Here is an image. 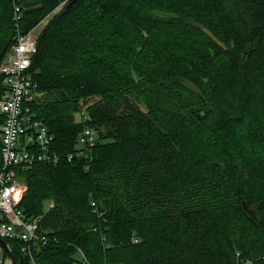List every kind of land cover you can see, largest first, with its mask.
<instances>
[{
  "label": "trees",
  "instance_id": "1",
  "mask_svg": "<svg viewBox=\"0 0 264 264\" xmlns=\"http://www.w3.org/2000/svg\"><path fill=\"white\" fill-rule=\"evenodd\" d=\"M17 2L22 32L51 14L28 68L51 149L81 113L97 133L20 173L46 241L7 239L15 264H264V0Z\"/></svg>",
  "mask_w": 264,
  "mask_h": 264
},
{
  "label": "built area",
  "instance_id": "2",
  "mask_svg": "<svg viewBox=\"0 0 264 264\" xmlns=\"http://www.w3.org/2000/svg\"><path fill=\"white\" fill-rule=\"evenodd\" d=\"M14 2V34L10 46L0 62V77L3 90L0 94V238L21 241V251H26L30 243L45 242L46 231L40 229L39 218L27 217L19 207L26 189L21 174L36 161L58 162L60 159H91V150L96 140V130L87 125L85 114L81 113L83 127L77 136L75 149L57 153L51 149L54 136L43 119L36 117L31 103L42 95L38 85L28 75L32 56L37 48V35L47 23V17L28 30L22 32L19 21L22 11L18 0ZM53 206L48 201L47 207ZM136 240V239H134ZM9 248L10 245L8 244ZM0 244V264H10L9 258L2 256ZM81 256L84 255L81 253ZM86 262V258L83 257ZM246 264H249L248 262Z\"/></svg>",
  "mask_w": 264,
  "mask_h": 264
},
{
  "label": "water",
  "instance_id": "3",
  "mask_svg": "<svg viewBox=\"0 0 264 264\" xmlns=\"http://www.w3.org/2000/svg\"><path fill=\"white\" fill-rule=\"evenodd\" d=\"M0 244L2 248L6 251L7 257L10 259V264H15L14 256L8 246V242L5 239L0 238Z\"/></svg>",
  "mask_w": 264,
  "mask_h": 264
},
{
  "label": "bare ground",
  "instance_id": "4",
  "mask_svg": "<svg viewBox=\"0 0 264 264\" xmlns=\"http://www.w3.org/2000/svg\"><path fill=\"white\" fill-rule=\"evenodd\" d=\"M58 9H59V7L55 8L54 11H56V10H58ZM46 17H47L46 19L48 20V15H47ZM43 18H44V17H43ZM41 20H42V19H41ZM39 22H40V21H39ZM39 22H38V23H39ZM38 23H37V24H38ZM37 24H36V25H37ZM36 25H35V26H36ZM35 26H34V27H35ZM43 27H44V26H43ZM43 27H42V28H43ZM42 28H41V29H42ZM31 29H32V28H31ZM41 29H40V30H41ZM40 30H38V31L40 32ZM39 32H38V33H39ZM46 211H47V210H46Z\"/></svg>",
  "mask_w": 264,
  "mask_h": 264
},
{
  "label": "rangeland",
  "instance_id": "5",
  "mask_svg": "<svg viewBox=\"0 0 264 264\" xmlns=\"http://www.w3.org/2000/svg\"><path fill=\"white\" fill-rule=\"evenodd\" d=\"M58 7H60V6H58ZM50 16H51V14L48 15V17H50ZM48 19H49V18H48ZM35 30H36V31L40 30L39 26H38Z\"/></svg>",
  "mask_w": 264,
  "mask_h": 264
}]
</instances>
